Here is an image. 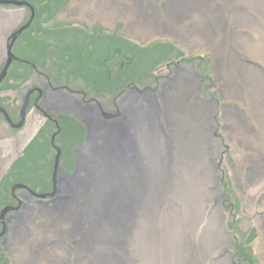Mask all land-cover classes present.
<instances>
[{
  "label": "bare ground",
  "instance_id": "1",
  "mask_svg": "<svg viewBox=\"0 0 264 264\" xmlns=\"http://www.w3.org/2000/svg\"><path fill=\"white\" fill-rule=\"evenodd\" d=\"M240 1L243 0H222V4L226 3L221 7L216 0H162L158 9H143L145 0H132L129 9L119 8L117 1L114 8L110 0H98V3L101 7L105 5L103 9L112 17L124 15L129 25H136L150 34L183 27L181 32H175L179 39L184 36L193 43V49L199 47L198 50L213 54L217 76L233 78L223 82L221 94L239 102L250 117L246 121L239 114L225 113L226 124L241 138H248V147L246 139L242 138L245 163L260 166L264 164V79H257L255 69L239 60L231 46L237 45L250 58L261 61L264 67V31L260 30V40L254 42L245 36L241 38L239 30L248 22L239 7L231 12L226 23L224 5L232 8ZM256 1L261 9L260 19L264 22V0ZM198 88L197 77L192 72L183 71L175 75L171 87L163 89V113L160 116L154 112L149 97L139 96L137 99L129 96L121 108L123 117L105 126L94 123L89 141L95 146L103 141L102 149L111 157L112 163L106 166L102 160L97 158L95 161L96 158L85 155L74 178L62 179L61 176L56 184L58 194L65 198L63 203L40 207L29 204L23 197L24 214L28 217L31 211L37 212L38 219L32 216L9 223L7 246L11 248L14 260L21 264H125L130 249L140 243L141 233L147 234L143 254L154 259L151 264L162 263L157 252V244L162 241L169 249L179 246V251L189 247L188 240L195 241L204 256L211 259L217 254L231 236L219 207H213L211 203L212 196L217 193L216 161L220 142L211 135L212 106L197 97ZM62 98L65 97L60 100ZM59 104L56 108L74 104L83 111L80 104L69 100ZM87 110L88 107L84 112ZM95 113L99 114L93 109ZM128 119L140 142L135 154L132 137L126 136ZM160 123L174 136L168 138V134L160 129ZM170 149H173L172 154ZM252 152L255 154L253 159ZM169 164L173 167H168ZM179 189L192 203L189 206L192 209L185 210V213L180 211L177 218L165 219V223L159 226L168 215L169 200L175 198ZM57 199L56 190L51 203ZM198 218L207 223L202 231V226L198 228ZM39 219L47 221L40 224ZM262 220L261 252H264V218ZM23 222L33 224L39 237L48 230L50 239L59 244L50 247L51 244L36 246L33 243L35 250H29L32 242L27 231L19 227ZM179 257L178 252L177 260ZM163 261L173 262L170 251ZM210 262L231 264L230 255Z\"/></svg>",
  "mask_w": 264,
  "mask_h": 264
},
{
  "label": "rangeland",
  "instance_id": "2",
  "mask_svg": "<svg viewBox=\"0 0 264 264\" xmlns=\"http://www.w3.org/2000/svg\"><path fill=\"white\" fill-rule=\"evenodd\" d=\"M4 1L30 3L35 9V18H37L36 13L39 10L31 3L34 0ZM35 1L40 2L39 4L41 5H48L46 1L42 3V0ZM110 1L113 3V8L115 1H117L119 2V8L129 9L132 0ZM161 1L145 0L142 8L158 9ZM215 3L221 6L226 2L222 4V0H216ZM98 4V0H73L72 6L80 5L82 10L78 8L76 15H74L65 13L66 8H62L57 12L60 17L56 13L54 20L45 27V29H52L53 26L59 24L61 28L76 27L88 33L97 31L95 35L90 36L96 39L94 43L87 41L91 40L88 36L82 39L83 37L74 31H70L64 37L59 36L56 40H52L50 37L46 39L38 35L40 30L35 26L36 23L34 24L33 21L32 24L30 23V8L28 6L0 4V73L4 63H6V38H10V34L17 32L21 26L25 27L28 24V27L16 36L11 49L13 56L20 60L10 64L5 80L0 83V189H2L1 187L4 184L8 188L7 191H2L3 195H5L0 197V210L8 206L13 207L6 214L0 215V262L21 264L14 260L10 254L11 248L7 246L9 223L15 219L16 221L27 220L32 216L33 219H38L37 212L31 211L28 217L24 214L22 200L19 197L21 194L35 195L33 200L29 199L30 203L37 204V206L40 205V207L49 208L56 203H63L65 200L63 196L58 194V186L56 187L58 199L51 203L54 198L50 199L48 197V194L53 191V167L57 155L56 149L50 143L52 136H54V145L60 151V168L57 170L56 182L60 173H71L72 169L70 166L75 159V155L77 156L76 151L81 149L80 146L83 141L78 145L77 141L81 134L79 130L75 129L76 127L73 124L71 127L64 126L63 121L58 120L56 124L53 123L52 125L50 120H46L40 113L35 112V109H32L36 106L42 107L41 103H35L32 99L36 95L32 96L29 93L31 88L38 84V80L44 82V78L47 77L53 85H67L72 89L86 93L89 98H95L102 107L103 112L110 116V118L102 115L96 117L97 121L95 120V123H103L104 126L121 118L123 115L121 110L123 102L129 96H134L137 99L139 96L149 97L154 112L157 116H160L163 113V89L167 86H172L176 74L189 71L197 77L199 82L197 97L212 106L211 135L219 140L220 148L216 161L218 183L215 190L217 189V193L212 196L211 203L213 207H219L221 214L224 216L225 228L231 237L224 245H221V249L211 259L204 256L202 249L193 238L191 240L194 242L188 240L189 247L180 248V251L177 250L179 246L177 249H173V247L169 249L167 244L162 241L159 243L160 245L157 244L158 259L162 262L160 264H210V260L214 259V261H217L218 259L226 258L229 254L231 264H264V252H261V246L263 245L262 219L264 218V164L256 166L252 163H245L242 138L246 139L247 147L249 146L248 138L245 136L241 138L237 131L226 124L225 113L239 114L246 121H249L250 117L247 116L245 109L239 102L232 100L231 97L225 98L221 94L220 86H223V82H227L226 79L228 78L225 75L221 77L220 74L217 76L213 54L198 50L197 48L199 47H194L196 49H193V43L184 36L179 39L175 32H181L184 29L183 27L176 29L171 27L174 30L150 34L151 32L142 31V28L136 25H129L124 15L121 17L117 16V18L112 17L109 12L103 9L106 7L105 5L101 7ZM213 5L215 6V4ZM236 7L241 9L244 18H247L248 22L246 27L241 26L242 28L239 30L241 38L245 36L253 42L260 40L259 33L260 30L264 31V22L260 19L261 9L258 2L256 0H243L234 3L232 8L224 5L222 10L227 15L225 17L226 23L229 22L228 17ZM29 23L31 26H29ZM240 24L242 22L239 23V27ZM113 37H116V39ZM47 42H50V46L47 45ZM43 44L47 47V53H44L43 49H41ZM172 44L183 51L184 56L178 55L173 49L168 53L166 59L165 57L161 58L159 51L164 52L165 46H171ZM133 45L141 47L154 46L155 49L142 52L138 51ZM67 46L70 49L67 50ZM124 47L127 50H132L133 53H127L123 57L118 56L119 58L113 57L118 52L117 50L125 53ZM231 48L239 60L255 69L254 71L258 73L257 79H262V77L264 79V67L261 61L250 58L239 50L235 44ZM126 58L134 59V63L125 65L127 63H123V59ZM34 66L42 75L33 76L35 73L33 71ZM101 67L109 70L108 74L110 73L111 75L110 83H105L104 78L103 83H100ZM230 78L228 80L233 79L231 76ZM92 81L98 83L100 94L93 88L94 83ZM235 81L238 82V80ZM131 90H135L140 94ZM26 98L27 106H25L24 114L26 113L27 116H24V126L21 129L13 128L18 123L19 112H21ZM69 120L71 119L67 120L71 124L72 122ZM7 121H10L13 125H9ZM127 122L129 124L126 129V136L132 137V150L135 154L139 150L140 142L137 139L134 128L130 125L132 123L130 119ZM253 128L256 130L254 125ZM160 129L165 134H168V138L174 136L170 134L167 126L161 123ZM39 133L43 135L32 143ZM252 146L250 147L251 149ZM253 152L251 153L253 154L252 159L255 156ZM172 153L173 149H170V154ZM85 155L83 154V157ZM19 158H21L19 166L14 168L8 180L4 181ZM168 167L172 168L173 165L169 164ZM73 178L74 176H69L68 178L62 175V179ZM16 184L22 185V187L14 190V196L16 197L14 199L10 194V189ZM175 194V198L169 200L171 205L169 204L166 210L168 215L163 219L162 223H160L161 221L159 222V226L165 223V219L177 218L180 211L183 210L185 213V210L192 209V207H189L192 203L185 199L183 191L181 192L179 189ZM36 195H45L46 197L38 198ZM181 218L184 221L186 220L184 217ZM198 219V228L202 226L200 228L202 231L207 226V223L201 218ZM6 220L11 221L6 224ZM44 221L47 220L39 219L40 224ZM29 222H23L22 225H19V227L27 231L26 234L29 236L30 242H32L31 244L29 243V250H35L33 243H36V246H48V244H51L50 247L59 244L57 242L54 244L53 239H50V235H47L48 230L45 234L42 233L41 237L36 235L35 226ZM39 223L37 222V224ZM144 234L141 233L138 246L130 249V254L127 255L128 259L125 264H151L154 260L146 258V255L143 254L147 245L146 241H148L146 239L147 234ZM30 235L32 236L30 237ZM140 247L142 248L139 253ZM168 251L172 255V263L163 261ZM178 252L180 257L177 260ZM21 256L26 257L22 251Z\"/></svg>",
  "mask_w": 264,
  "mask_h": 264
},
{
  "label": "water",
  "instance_id": "3",
  "mask_svg": "<svg viewBox=\"0 0 264 264\" xmlns=\"http://www.w3.org/2000/svg\"><path fill=\"white\" fill-rule=\"evenodd\" d=\"M0 4H4V5L13 4L15 6H23V5L28 6V4L25 3V2H19L18 3V2H15V1H4V0H0ZM32 17H33V15L31 14V19H32ZM27 27H28V24L25 27L22 26L20 29H18L17 32H15V33L13 32L11 34L10 38H8L9 42L7 44L6 52H5L7 61L4 64L2 72L0 73V83H2L3 80L5 79V76H6V73L8 71V68H9L10 64L13 63L14 61L18 60L15 56H13L11 49H12V46H13V42H15L16 36L20 32H22L23 30H25ZM51 89L55 92V94L58 91L57 88H52L51 87ZM131 91H135V90H131ZM135 92H137V91H135ZM138 94H140V93H138ZM25 106H27V98H26V100L24 102V106L22 107V110H21L20 120H19V122L16 125L13 126V128H19V127L21 128L23 126V124H24V116H25V114H24ZM80 106L83 107V111H82V109H78V107H79L78 105L76 106L74 104H71L70 106H61V108L53 109V112L55 114L62 113V114H66V115L72 116L75 120H77L78 122L82 123L86 127V130H87L86 138L84 140L82 148L79 151L78 150L76 151L77 156H76V160H75V169H74V171L72 173H70V174H66V173L65 174H61L60 173L59 179H60V177L62 175H64V176L69 178V176L72 177L73 175L76 174L78 169L81 167V161H82L83 154L84 155L86 154V157L87 156H91L92 159L96 158L95 161L97 160V158H98L99 161L102 160L106 166H109L112 163L111 157L108 156L107 154H105V152L102 149V148H104V144L102 143L103 141L98 142L100 144L97 145V146H95V144L92 143L91 140L89 141L90 134H91V127L95 123V120L97 121V118H96L97 115L100 114V116L102 115V116H104L106 118H110V116H107L101 110L100 104L97 103V102L96 103H92V101H85L84 98H81ZM96 106H99V108L101 110L99 114H96V113L93 114V107H96ZM87 107H88L87 112H84L85 108H87ZM91 109H92V111H91ZM49 111H50V109H49ZM6 119H8V118L6 117ZM55 123H56V121H55ZM102 126H103V124H102ZM51 145L56 149V152H57V155L55 157L54 167H53V192L48 194V197L52 199V198H54V195H55V191H56L55 189H56V186H57L56 184L59 181V179H58V181L56 182L55 181V177L57 175L58 168H60V166H59L60 165V163H59L60 151L54 145V136H52V138H51ZM108 146H109V144H108ZM89 147H92V148L88 149ZM92 152H94V153H92ZM129 163H130V161H129ZM21 187H22V185H17L16 184V185L13 186V188L11 190H12V192H14L15 189H19ZM36 196L38 198H45L46 197L45 195H40V196L36 195ZM11 209H13V207H7V208L5 207L3 210H0V215L6 214Z\"/></svg>",
  "mask_w": 264,
  "mask_h": 264
},
{
  "label": "flooded vegetation",
  "instance_id": "4",
  "mask_svg": "<svg viewBox=\"0 0 264 264\" xmlns=\"http://www.w3.org/2000/svg\"><path fill=\"white\" fill-rule=\"evenodd\" d=\"M94 1H97V0H94ZM46 2L49 4L50 14L45 13L42 16V19H46V21L48 23L52 22L54 20V18L56 17V13L59 12L62 8H66L65 13H67V14L72 13L74 15H76L75 13L78 10V8H80L82 10V6H80V5L72 6L73 0H46ZM31 12L33 15L32 20L34 22L35 21L34 20L35 19V9L34 10L30 9V15H31ZM57 16L60 17V14L57 13ZM33 22H31V24ZM31 24H30V26H31ZM57 27H60V25L57 24V25L53 26L52 29H50V38L52 40H56V38L59 37L60 34H64V33H55L54 28H57ZM64 36L65 35H63L62 37H64ZM33 69H34L33 71H35L33 76L41 74L36 67H34ZM44 80H45L44 82L38 80V84L35 87L31 88V90L29 92L30 95H32V96L36 95L32 98L34 100V102L35 103H41V106H42V107L36 106L35 108H32V109H35L36 110L35 112L40 113L41 116H43V118L47 117V115L49 114V109H50V124L53 125V123H54L53 119L54 118L58 121L57 117L53 116V109H57L55 105L60 106L59 102L61 104H64V102L66 100L72 101L76 104H80L81 94H80V91L72 89L67 85H59V87H61V88L55 94V92L51 89V86H50L51 82L49 81V78L46 77V78H44ZM70 96H72V97H70ZM60 97H65L66 100H65V98H62L60 100ZM86 98H88V96ZM56 99H59L60 101L56 103L55 102ZM49 103H50V105H49ZM93 109L97 113H99L101 111L99 107H93ZM19 114H20V112H19ZM7 123L9 125H13L12 123H10V121H7ZM19 197L21 200H23L22 199L23 197H26L27 201H29V204H34V203H30L31 202L30 200H33V197H35L32 194L23 193ZM9 221H11V220H9ZM9 221H7L6 224Z\"/></svg>",
  "mask_w": 264,
  "mask_h": 264
},
{
  "label": "trees",
  "instance_id": "5",
  "mask_svg": "<svg viewBox=\"0 0 264 264\" xmlns=\"http://www.w3.org/2000/svg\"><path fill=\"white\" fill-rule=\"evenodd\" d=\"M33 3H35L36 4V7H37V9L39 10L37 13H36V15H37V18H35V25L36 26H38L39 25V22H41L40 21V19H42V16L44 15V13H46V14H48L49 12H50V8H49V6L48 5H41V4H39L40 2H37V1H32ZM41 3H42V1H41ZM78 34H80V36L81 37H83L82 39H84V37H85V35L84 34H82V33H78ZM68 35V34H67ZM80 37V38H81ZM87 41H89V42H92V43H94V40H87ZM170 45V44H169ZM126 46V45H125ZM136 49H138V51H142V52H146V51H151L152 49H155V47L153 46V47H151V46H148V47H144V48H142V47H140V46H137V45H133ZM157 47V46H156ZM166 48H165V51L163 52V51H159V55H160V57L161 58H164L165 57V59L167 58V55H168V53L169 52H171L173 49L175 50V52H177V54L178 55H182V53L180 52V51H178V50H176V48L173 46L172 47V45L171 46H165ZM118 52H116L115 54H114V56L113 57H120V56H125L127 53H133V51L132 50H127L125 47H124V52L125 53H123V52H121L120 50H117ZM134 55V54H133ZM134 58V57H133ZM112 59V58H111ZM137 59V58H136ZM164 59V60H165ZM124 60V62L123 63H127V64H125V65H130V64H133L134 62H133V60L134 59H130V58H126V59H123ZM103 61V60H102ZM101 61V62H102ZM111 61V60H110ZM101 69H102V71H101V73H100V77H101V81H100V83H103V78H104V81H105V83H110V79H111V75H110V73L108 74V72H109V70L108 69H106L105 67H101ZM87 81H88V79H86ZM89 82V81H88ZM93 83H94V86H93V88L95 89V91L98 93H100V91L98 90V87H99V85H98V83L97 82H95V81H92ZM68 119H71V118H65L64 117V119H62V120H60V121H63V123L65 124L64 126H68V127H71L72 126V124L76 127L75 129L76 130H79V133L81 134L80 135V137H79V140L77 141V143H78V145L79 144H81V141L83 140V137H84V128L79 124V123H77L75 120H73V119H71V120H69V121H71L72 123L70 124V123H68ZM73 126V127H74ZM40 134V137L43 135V134H41V133H39ZM32 143H34V142H32ZM23 158V157H22ZM20 160H21V158L19 159V160H17L15 163H14V165H13V168H11V171L9 172V174H8V176L6 177V179H4V181H7L8 180V177H10L11 176V172H12V170L14 169V168H16V167H18L19 166V162H20ZM71 167V169L73 168V163H72V165L70 166ZM2 189H0V196H3V193H2V191L3 190H5V191H7V186L4 184V185H2V187H1ZM0 264H7V262H0Z\"/></svg>",
  "mask_w": 264,
  "mask_h": 264
}]
</instances>
